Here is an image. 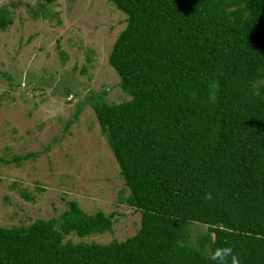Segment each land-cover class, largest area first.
I'll use <instances>...</instances> for the list:
<instances>
[{"label": "trees", "instance_id": "obj_1", "mask_svg": "<svg viewBox=\"0 0 264 264\" xmlns=\"http://www.w3.org/2000/svg\"><path fill=\"white\" fill-rule=\"evenodd\" d=\"M108 1L127 16L109 63L129 99L92 93L75 116L92 106L140 228L66 241L116 222L71 200L0 226V264H264V0ZM11 23L0 8V29Z\"/></svg>", "mask_w": 264, "mask_h": 264}, {"label": "rangeland", "instance_id": "obj_2", "mask_svg": "<svg viewBox=\"0 0 264 264\" xmlns=\"http://www.w3.org/2000/svg\"><path fill=\"white\" fill-rule=\"evenodd\" d=\"M0 8L12 18L0 29V226L59 217L75 200L116 222L112 232L66 241L136 234L141 213L123 201L130 192L92 106L75 116L92 93L129 99L109 63L126 14L108 0H0Z\"/></svg>", "mask_w": 264, "mask_h": 264}]
</instances>
